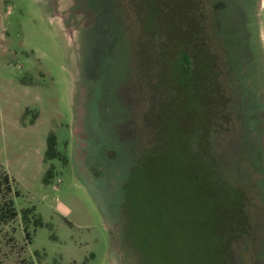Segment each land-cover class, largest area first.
Returning <instances> with one entry per match:
<instances>
[{
	"label": "rangeland",
	"instance_id": "374dc122",
	"mask_svg": "<svg viewBox=\"0 0 264 264\" xmlns=\"http://www.w3.org/2000/svg\"><path fill=\"white\" fill-rule=\"evenodd\" d=\"M144 1L0 0V164L19 213L33 210L29 235L21 213L0 235V264H190L186 238L170 240L167 257L157 239L150 260L130 231L124 183L171 125L174 42L193 39L179 16L150 17L158 4ZM191 2L205 13L206 48L216 54L222 43L242 76L237 101L252 110L254 157L240 182L252 224L231 264H264V0ZM216 27L220 44L208 40ZM51 133L67 164L45 159ZM229 136L219 132L216 149L236 142Z\"/></svg>",
	"mask_w": 264,
	"mask_h": 264
},
{
	"label": "trees",
	"instance_id": "16d2710c",
	"mask_svg": "<svg viewBox=\"0 0 264 264\" xmlns=\"http://www.w3.org/2000/svg\"><path fill=\"white\" fill-rule=\"evenodd\" d=\"M143 3L158 4L156 9H148L150 17L156 11L168 17L171 13L179 16L182 29L190 30L188 34L193 39L183 36L174 42L179 48L172 66L178 97L175 96L171 125L161 132L156 152L152 143L142 149L124 183L126 205L133 214L131 235L150 260L155 257L157 239V247L167 257L170 240L176 238L180 242L186 238L190 264H231L235 258L234 242L249 233L252 224L247 211L248 195L240 184L254 157L252 146H246L252 110L237 101L242 76L225 58L217 35L218 23L215 30H209L208 40L219 42L221 49L211 54L206 48L202 21L205 13L201 6H192L191 0ZM239 92L243 96V90ZM219 132L221 139L235 133L236 142L232 146L219 144L216 149ZM45 159L68 162L67 155L58 149L54 133L48 136ZM14 194L17 191L13 190L12 178L0 164V235L20 213L29 235L33 210L27 208L19 213ZM169 214L176 216L175 225L169 224ZM39 223L34 221L35 225Z\"/></svg>",
	"mask_w": 264,
	"mask_h": 264
},
{
	"label": "flooded vegetation",
	"instance_id": "af4514ba",
	"mask_svg": "<svg viewBox=\"0 0 264 264\" xmlns=\"http://www.w3.org/2000/svg\"><path fill=\"white\" fill-rule=\"evenodd\" d=\"M223 5H224V7H222V8H225V3H223ZM222 8H221V9H222ZM221 9H219L218 12H219ZM216 20H217V23H218V20H219V14H218V19H216Z\"/></svg>",
	"mask_w": 264,
	"mask_h": 264
}]
</instances>
